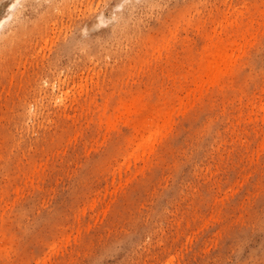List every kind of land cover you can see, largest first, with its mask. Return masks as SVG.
I'll use <instances>...</instances> for the list:
<instances>
[{
  "label": "rangeland",
  "instance_id": "1",
  "mask_svg": "<svg viewBox=\"0 0 264 264\" xmlns=\"http://www.w3.org/2000/svg\"><path fill=\"white\" fill-rule=\"evenodd\" d=\"M19 1L0 264H264V0Z\"/></svg>",
  "mask_w": 264,
  "mask_h": 264
},
{
  "label": "bare ground",
  "instance_id": "2",
  "mask_svg": "<svg viewBox=\"0 0 264 264\" xmlns=\"http://www.w3.org/2000/svg\"><path fill=\"white\" fill-rule=\"evenodd\" d=\"M19 1V0H18ZM25 1V0H24ZM21 1H19V3H20ZM37 2V1H36ZM42 2V1H41ZM23 3H25V2H23ZM22 2H21V4H23ZM12 4V3H11ZM16 5V4H15ZM14 6V5H13ZM37 6V5H36ZM11 7V6H10ZM15 7V6H14ZM20 7V6H19ZM7 9H9V8H7ZM21 9V8H20ZM19 10V9H18ZM8 11H10V10H8ZM20 11V10H19ZM18 11V12H19ZM22 11V10H21ZM36 12V11H35ZM12 14V13H11ZM15 14V13H14ZM18 14V13H17ZM102 15V14H101ZM103 16V15H102ZM16 18V17H15ZM99 18V17H98ZM18 19V18H17ZM101 19V18H100ZM1 22V21H0ZM100 23V22H99ZM103 23V22H102ZM100 25H101V23H100ZM203 86V85H202ZM201 88V87H200ZM261 103V102H260ZM262 104V103H261ZM261 107V106H260ZM262 108V107H261ZM260 108V109H261ZM261 111V110H260ZM264 113V112H263ZM261 118H263V117H261ZM263 119H261V121H262ZM263 122V121H262ZM160 129V128H159ZM156 131V130H155ZM154 131V132H155ZM160 131V130H159ZM159 131H158V133H159ZM153 132V131H152ZM152 132H146V136L139 142V143H137L136 144V149H138V148H141V149H143V148H145L146 147V143H147V141L148 140H150V136H151V134H152ZM161 132V131H160ZM157 133V134H158ZM159 135V134H158ZM152 136H154V135H152ZM155 138V137H154ZM153 138V139H154ZM160 138V137H159ZM149 142V141H148ZM154 142V141H153ZM152 144V141L150 142V145ZM156 144V143H155ZM148 145V144H147ZM149 145V146H150ZM152 146V145H151ZM153 147V146H152ZM154 149H155V147H154ZM135 150V149H134ZM132 151V150H131ZM149 151V150H148ZM147 151V153H149ZM135 152H137V151H135ZM143 153V152H142ZM165 251V250H164Z\"/></svg>",
  "mask_w": 264,
  "mask_h": 264
}]
</instances>
